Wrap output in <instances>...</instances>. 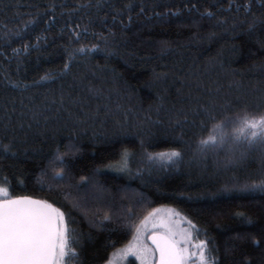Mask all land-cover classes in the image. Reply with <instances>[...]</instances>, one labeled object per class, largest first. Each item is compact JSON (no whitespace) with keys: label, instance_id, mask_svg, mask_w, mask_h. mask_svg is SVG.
Wrapping results in <instances>:
<instances>
[{"label":"trees","instance_id":"trees-1","mask_svg":"<svg viewBox=\"0 0 264 264\" xmlns=\"http://www.w3.org/2000/svg\"><path fill=\"white\" fill-rule=\"evenodd\" d=\"M245 111L264 112V0H0V184L65 213L68 264H107L158 208L214 264H264V141L200 146Z\"/></svg>","mask_w":264,"mask_h":264},{"label":"snow or ice","instance_id":"snow-or-ice-1","mask_svg":"<svg viewBox=\"0 0 264 264\" xmlns=\"http://www.w3.org/2000/svg\"><path fill=\"white\" fill-rule=\"evenodd\" d=\"M95 48L96 46L93 45V49ZM79 51L82 53L85 49L82 47ZM72 55L69 54L70 58ZM64 68L65 70L69 68L68 62L65 63ZM229 123L230 121L225 120L216 125L213 132L200 141L201 148L222 146L229 139L232 144H239L242 140H247L250 145L257 140L264 141V112L250 114L245 111L242 116L237 117L238 127L234 129L230 138L224 131ZM57 153L55 159L60 167L55 175L49 178L52 182L64 179L65 161L58 149ZM180 155V152L172 150L149 154L148 160L165 167L176 163ZM151 215L150 213L141 221V226L147 227ZM187 223L191 225L190 221ZM141 226H137V233L142 231ZM191 226L195 227V225ZM169 233L161 236L159 240L151 237L156 245L155 251L158 253L156 264H190L189 258L197 256L196 252H190L188 249L191 233L185 231L179 238L171 229ZM182 242L183 247H181ZM194 247L198 250V264H214V258H209L206 241L199 240ZM145 252L143 245L136 242L130 244L124 254H132L140 259ZM77 255L78 253L71 246L70 230L63 211L47 201L34 200L30 196L9 198V189L0 184V264H68L69 260L74 261Z\"/></svg>","mask_w":264,"mask_h":264},{"label":"rangeland","instance_id":"rangeland-1","mask_svg":"<svg viewBox=\"0 0 264 264\" xmlns=\"http://www.w3.org/2000/svg\"><path fill=\"white\" fill-rule=\"evenodd\" d=\"M125 167L126 164L125 162H123L122 165L120 163L109 167L107 171L121 172L122 170H125ZM150 213L152 215L149 218L150 222L148 223L147 227L144 228L143 226H141V222L138 223L135 226L132 232V236L128 243L124 247L116 250L108 260L107 264H125L126 261L130 258L135 259L138 264H155L156 255L153 248L148 244V237L154 234L169 235V229H171L174 233L177 234V238H179L180 235L185 231H189L191 233V242H189L188 244V249L190 252H196L197 256L189 258L190 264H198V250L196 247H194L198 240L193 237V227L187 223V220L180 214L176 215L177 212L169 208L154 209L150 211L149 214ZM149 214L146 217H148ZM137 226H141L142 228V231L139 233H137ZM136 242L142 244L143 247L146 249V252L140 259H138L135 255L132 254H124L125 249H127L130 244ZM183 246L184 245L182 242L181 247Z\"/></svg>","mask_w":264,"mask_h":264},{"label":"water","instance_id":"water-1","mask_svg":"<svg viewBox=\"0 0 264 264\" xmlns=\"http://www.w3.org/2000/svg\"><path fill=\"white\" fill-rule=\"evenodd\" d=\"M34 200H40V199H35L33 198ZM163 236V235H160V234H154V235H151L148 237V244L153 248L154 252H155V255H156V261L158 260V253L155 251V248H156V245L153 243V239H151V237H155L157 240L160 239V237ZM156 264V262H155Z\"/></svg>","mask_w":264,"mask_h":264}]
</instances>
